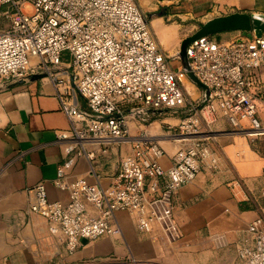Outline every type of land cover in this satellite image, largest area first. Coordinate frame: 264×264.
Segmentation results:
<instances>
[{
  "label": "built area",
  "instance_id": "2783aa9c",
  "mask_svg": "<svg viewBox=\"0 0 264 264\" xmlns=\"http://www.w3.org/2000/svg\"><path fill=\"white\" fill-rule=\"evenodd\" d=\"M10 20L0 31V85L49 78L58 91L69 127L57 132L65 142V161L55 184L69 193L68 202L52 200L46 184L30 187V210L45 217L49 230L75 251L84 239L120 235L118 211L135 218L140 231L177 241L182 232L175 217L174 195L195 180L205 165L218 159L201 138L179 148L164 167L162 144L146 131L134 140L107 185L85 178L68 180L67 170L79 158L95 159L100 152L127 139L129 121L148 109L189 107L179 124L185 137L198 136L217 113L234 130L264 133L257 116L254 71L264 66V38L243 36L221 42L209 35L191 39L186 48L190 70L206 86L201 102H192L170 57L153 35L147 15L135 0H0ZM68 52L70 59L65 58ZM70 91L85 98L78 105ZM135 103L129 111L125 105ZM249 127L244 128L243 122ZM243 199H250L245 182L236 179ZM236 191V190H235ZM235 194H237L235 192ZM264 195V189L262 190ZM224 236L216 235L223 242ZM239 264H264V214L253 219L238 247Z\"/></svg>",
  "mask_w": 264,
  "mask_h": 264
},
{
  "label": "crops",
  "instance_id": "0c3cea01",
  "mask_svg": "<svg viewBox=\"0 0 264 264\" xmlns=\"http://www.w3.org/2000/svg\"><path fill=\"white\" fill-rule=\"evenodd\" d=\"M135 1L147 18L150 15L151 27L163 34L162 18L176 13L172 9L176 0ZM4 8L0 3V31L10 25L2 14ZM193 8L194 12L207 13L220 10L222 13L217 16L233 12L264 16V0H202ZM251 33L231 29L209 36L227 42L251 37L254 35ZM179 68L184 70V66ZM254 74L259 78L253 88L258 102L257 116L264 126V66ZM206 93L207 88L203 87L200 100ZM69 96L80 107L87 108L84 97L72 91ZM131 106L127 104L125 110L129 111ZM178 110L185 112L184 116L190 112L188 106L173 111ZM139 122L131 119L130 136L100 152L97 158H79L67 170L66 178L70 181L85 178L107 185L122 158L131 153L130 144L134 142L129 140L131 131L140 129ZM68 127L69 119L49 78L32 74L28 79L0 85V264H85L88 259L101 257H116L123 264H239L238 247L247 236L248 224L264 214V133L236 131L224 115L217 113L200 135L185 137L178 132L168 149L163 146L164 167L172 165L174 153L196 137L204 140L218 159L216 168L205 165L195 180L183 184L174 195L175 217L182 232L179 240L140 231L132 214L118 211L115 221L121 227L120 235L84 239L70 252L49 230L47 219L30 210L33 195L29 191L34 184L44 181L50 199L68 202V191L55 184L57 170L66 159L65 142L57 138V132ZM243 127H249L248 121L243 122ZM161 136L152 138L159 141ZM236 179L245 182L250 199H243L239 189L232 188ZM216 235L224 236L223 242L216 241Z\"/></svg>",
  "mask_w": 264,
  "mask_h": 264
},
{
  "label": "rangeland",
  "instance_id": "374dc122",
  "mask_svg": "<svg viewBox=\"0 0 264 264\" xmlns=\"http://www.w3.org/2000/svg\"><path fill=\"white\" fill-rule=\"evenodd\" d=\"M202 0H176L174 5H172L173 12L168 15H165L162 18V22L164 24V33L162 34L159 29H153L149 22V27L158 40L161 47L165 50V52L170 56V64L177 69V67L183 68V61L181 57L182 47L184 41L194 35L203 25V23L207 22L209 19L217 17L218 14L222 13L220 10L213 13L200 12L201 10L195 11L192 9V5L199 3ZM6 7V5H5ZM193 10V11H192ZM211 10V9H210ZM193 12L188 13V12ZM221 16V15H219ZM211 17V18H210ZM150 21V15H148ZM7 25H9V20H5ZM163 29V30H164ZM212 38L216 39V36H212ZM65 58L70 59L69 53H65ZM185 71H180L178 73L179 80L189 95L190 99H194L195 101L201 102V95L203 92V87L196 83L189 75V73H184ZM127 105V104H126ZM125 105V107H126ZM129 105V104H128ZM130 105H135V103H130ZM171 108H158V109H148L147 113H143L140 116L132 118L133 120L140 121L138 126H141L137 132L131 131L132 137L129 140H135L137 135H142V130H146L150 137L156 138L157 134H161L162 136L159 139V142L165 149H168L172 144V139L176 137V133L179 132L178 128V120H174L177 118H183L186 114L185 112H181V110L173 111ZM154 111V113H153ZM185 117V116H184ZM143 118H148L147 121H144ZM173 120L175 122H173ZM177 123V124H174ZM136 136V137H135ZM165 141H162V140ZM131 151L135 145L134 142H131ZM177 148H175V151ZM85 264H123L121 259L114 257H101V258H92L88 259Z\"/></svg>",
  "mask_w": 264,
  "mask_h": 264
},
{
  "label": "water",
  "instance_id": "95a60500",
  "mask_svg": "<svg viewBox=\"0 0 264 264\" xmlns=\"http://www.w3.org/2000/svg\"><path fill=\"white\" fill-rule=\"evenodd\" d=\"M256 14H248L245 12H233L226 15H221L209 19L207 22L203 23L201 28L191 37H188L182 47V61L183 66L188 71L190 77L199 85L206 88V86L196 77V75L190 70L189 60L186 53V48L188 42L196 37L212 35L216 32L222 30H231V29H242L243 31H252L251 37H263L264 38V21L258 17ZM250 37V36H249Z\"/></svg>",
  "mask_w": 264,
  "mask_h": 264
},
{
  "label": "bare ground",
  "instance_id": "6f19581e",
  "mask_svg": "<svg viewBox=\"0 0 264 264\" xmlns=\"http://www.w3.org/2000/svg\"><path fill=\"white\" fill-rule=\"evenodd\" d=\"M258 15H259L258 17H260L264 21V16L263 15H260V14H258ZM164 31L165 30H163V34H167V33H164Z\"/></svg>",
  "mask_w": 264,
  "mask_h": 264
}]
</instances>
